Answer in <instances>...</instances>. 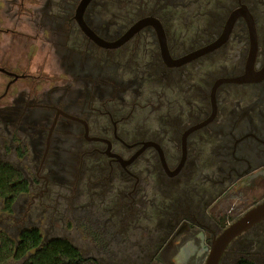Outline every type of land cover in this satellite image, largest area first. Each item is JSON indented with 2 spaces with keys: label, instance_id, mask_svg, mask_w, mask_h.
<instances>
[{
  "label": "flooded vegetation",
  "instance_id": "1",
  "mask_svg": "<svg viewBox=\"0 0 264 264\" xmlns=\"http://www.w3.org/2000/svg\"><path fill=\"white\" fill-rule=\"evenodd\" d=\"M123 1L133 7L120 14L113 0H90L82 10L81 0H0V164L24 182L16 192L10 178L8 200L0 185V234L15 244L29 230L38 231V248L66 240L42 234L35 225L42 219L50 231L64 218L76 227L84 219L93 225L95 251L104 253L150 208L158 219L147 235L158 240L153 246L161 249L178 224L212 240L216 229L203 223L216 219L220 232L219 219H233L234 209L209 213L219 199L251 204L256 184L264 189V0ZM145 18L157 27L145 25L115 48L99 46L80 27L112 43ZM152 115L155 125L144 131ZM88 157L106 158L109 173L84 193L80 173L101 170L83 169ZM131 158L126 166L118 160ZM114 166L129 188L126 199L122 190L101 189ZM257 242L264 264V221L221 257Z\"/></svg>",
  "mask_w": 264,
  "mask_h": 264
},
{
  "label": "rangeland",
  "instance_id": "2",
  "mask_svg": "<svg viewBox=\"0 0 264 264\" xmlns=\"http://www.w3.org/2000/svg\"><path fill=\"white\" fill-rule=\"evenodd\" d=\"M113 1V9L118 8V13L120 14H122L125 9L133 7L127 5L126 8H124L123 0ZM122 9H124V11ZM2 82L5 83V81ZM145 87L144 89H142V91L147 90ZM141 116L142 112L139 113L138 118H141ZM151 117L154 123H145L147 125V128H145L144 131H146L147 129H153L156 120L154 121L153 115ZM126 154L129 155L131 154V152L128 151ZM84 160L86 161L85 166L84 164L82 165L83 169H86L85 167H88L90 165H96L97 168L101 169L98 172V176L96 175L88 178V176H85V173L82 172L78 177V190L84 193H90L93 190L92 186L98 179L99 175L102 176V171L104 174L109 173L107 170L108 166H106L107 160L106 158H98L95 160L94 157H88ZM120 174L121 173L117 171L114 166V171L107 178L106 184L102 185L103 188L101 189L104 190V187H111V189L116 188L122 190L124 193V199H126L125 195L126 193H128L129 188L128 186H125V184L123 188L121 184ZM63 183L65 186H69L68 182ZM147 190L152 193L151 188L148 187ZM234 192V187H231L225 192V197ZM64 193L66 194V196L69 195L68 191ZM84 200L85 199L83 197L80 198V201ZM250 200L252 203L248 204V202H245L241 199L239 200L236 197H227L225 201L223 200V198H221L218 200L214 208L209 209V213L213 215L214 218L217 214L229 215V212H232L231 209H234V213L230 217H233V220H235L245 211L251 208L254 204L264 200V189L261 183L256 184L255 193ZM162 202L161 206L165 204L164 200ZM75 204L76 203H74V205ZM63 205H66L65 201L63 202ZM147 216L148 217L146 218L139 219L137 223H133L130 221V224H128L124 228L123 240L119 242L112 241L110 244H108L109 250L104 253L95 251L94 246L91 242V237L94 235L93 225L84 219H82L76 227L72 221L68 220V218H64V220H60L57 225H54L53 231H50L48 229V225L46 224V222H44L45 219H42L40 223L35 222V225L39 226L42 234H44L45 231L52 232L50 233V235H48V237H59L68 240L69 243L73 247H75L84 258H94L99 262V264H204V261L208 254L211 237H208L206 233H203L201 229L195 226L190 227V230L182 229L181 231L180 229H178L180 225L178 224L174 231V234H172L173 236L171 235L173 238L168 239L169 241L166 240L165 243L161 242V244L164 243V245L163 247H161V249H159L158 247L153 246L158 242L156 237L152 241H150V239L148 240L149 236H147L152 234L157 229V214L154 209L150 208ZM215 220L203 223V226L211 231H215L216 229L215 234L217 235L219 231H217V226L214 224ZM132 225H136V230L131 229ZM149 242H151V244H149ZM259 247L260 242H257L254 247L249 248V246H247L245 247L246 250L236 256L224 255L223 257H221L219 264H235L239 258H245L252 262V264H263L255 257L257 256L255 254L259 253ZM12 262L13 261H11V259H8L3 263L12 264Z\"/></svg>",
  "mask_w": 264,
  "mask_h": 264
},
{
  "label": "trees",
  "instance_id": "3",
  "mask_svg": "<svg viewBox=\"0 0 264 264\" xmlns=\"http://www.w3.org/2000/svg\"><path fill=\"white\" fill-rule=\"evenodd\" d=\"M7 177V179H5ZM14 177L17 184L16 192L22 189L24 182L19 180L21 175L5 163L0 164V185L1 196L8 200L10 193L7 189L10 178ZM12 181V180H11ZM3 187H5L3 189ZM233 219H219L216 223L221 229L231 223ZM41 239L38 231L29 230L22 233L20 240L15 244L12 240L0 234V262H6L8 259L19 260L25 256L28 251L39 247ZM22 264H99L93 258H84L80 252L74 248L68 241L62 239L51 240L38 248L34 255ZM235 264H252L245 258H239Z\"/></svg>",
  "mask_w": 264,
  "mask_h": 264
},
{
  "label": "water",
  "instance_id": "4",
  "mask_svg": "<svg viewBox=\"0 0 264 264\" xmlns=\"http://www.w3.org/2000/svg\"><path fill=\"white\" fill-rule=\"evenodd\" d=\"M90 0H81L79 8L82 10L87 3ZM234 18V16L232 17ZM247 19L248 27L251 34V39L254 42V28L252 25L251 20ZM232 21V20H231ZM230 21V22H231ZM145 25H153L154 27H157V22L152 18H145L138 22H136L130 30L122 36L119 40L112 42V43H106L100 39H98L94 34H92L85 26L84 24H80V27L82 31L96 44H98L101 47L104 48H115L120 46L122 43H124L133 33H135L137 30L142 28ZM224 40L221 39L217 43H215L212 47L220 44ZM208 49V48H207ZM205 49V50H207ZM198 54V53H197ZM196 55V54H195ZM195 55L186 57L184 60H188ZM167 62V60H166ZM168 63V62H167ZM169 64V63H168ZM249 75H245L244 77H241L238 82H243L249 80ZM134 158H131L127 161H121L119 162L122 166L128 165ZM264 221V200L261 202L255 204L251 208H249L247 211H245L241 216L233 220L231 223H229L226 227L221 229V231L210 241L209 243V249L208 254L206 256V259L204 261V264H219L222 254L224 253L226 247L230 244L232 240H234L236 237L241 235L242 233L249 230L252 226Z\"/></svg>",
  "mask_w": 264,
  "mask_h": 264
}]
</instances>
